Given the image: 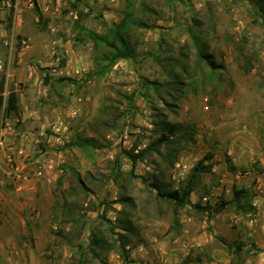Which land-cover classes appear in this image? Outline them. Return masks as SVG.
<instances>
[{
	"label": "rangeland",
	"instance_id": "obj_1",
	"mask_svg": "<svg viewBox=\"0 0 264 264\" xmlns=\"http://www.w3.org/2000/svg\"><path fill=\"white\" fill-rule=\"evenodd\" d=\"M0 64V264H264V0H0Z\"/></svg>",
	"mask_w": 264,
	"mask_h": 264
},
{
	"label": "trees",
	"instance_id": "obj_2",
	"mask_svg": "<svg viewBox=\"0 0 264 264\" xmlns=\"http://www.w3.org/2000/svg\"><path fill=\"white\" fill-rule=\"evenodd\" d=\"M12 3L15 2V0H10ZM116 35L118 39L121 41L122 48H118L114 42H111L108 40L106 36H102L96 33H91V37L95 41H103L105 42L109 47L114 49L113 55L110 57V64L111 66L114 65L117 61L121 59H130L132 58V51L129 46V43H127L122 34L120 32H116ZM5 85H6V80L4 77L0 78V105H4V117L10 116V115H18L19 112V98L18 95L15 91H10L8 94V97L5 99L4 98V93H5ZM169 139L165 136H163L159 141L161 142H166ZM158 141V142H159ZM80 144H83V142H80ZM129 157L131 158L132 162L135 164L138 159L141 158L140 153L134 154V153H128ZM211 170V166L204 165V162L201 161L194 169L195 173L199 171H209ZM192 180L189 181V184L186 186L185 190L182 193V196L180 197V192H175L173 194H170V197L173 198L179 206L184 205V201L191 195L193 192V186H192ZM236 196L239 197L241 194L246 193V191H241V192H235Z\"/></svg>",
	"mask_w": 264,
	"mask_h": 264
},
{
	"label": "crops",
	"instance_id": "obj_3",
	"mask_svg": "<svg viewBox=\"0 0 264 264\" xmlns=\"http://www.w3.org/2000/svg\"><path fill=\"white\" fill-rule=\"evenodd\" d=\"M21 102H23V100H21ZM33 139L34 140V137H33V134H31V133H29V134H24L23 135V139ZM52 138H54L53 136H51V139ZM7 141V139H5V142ZM23 141L24 140H22V143H23ZM5 142H3L1 139H0V144L2 145L1 146V150H2V152H3V150H5ZM15 147H18V146H15ZM19 153H20V155H24L26 152H27V150H25L23 147H21V146H19ZM21 191H30V192H35V191H37V189H38V185H37V183L36 182H34V181H32V182H28V183H25V184H23V185H21L20 186V188H19ZM39 203V205L41 204L42 206L44 205L42 202H38ZM43 233V232H42ZM42 233L40 234V233H38V235H37V237H38V239H39V241L41 242V240H42V238H43V235H42ZM36 248H37V250H36ZM30 249H23L22 250V256H21V258L22 259H16L17 257H12L11 258V260H12V262H14V263H18V262H20L21 264H28L29 262H28V257H26L25 256V253L28 251V252H30L29 251ZM32 250H35V251H37V252H39L40 250H41V248H40V245H37L36 247H35V249H32ZM35 251H33V253H36ZM31 259H32V261H33V257L31 256L30 257ZM30 259V260H31ZM14 260V261H13Z\"/></svg>",
	"mask_w": 264,
	"mask_h": 264
},
{
	"label": "built area",
	"instance_id": "obj_4",
	"mask_svg": "<svg viewBox=\"0 0 264 264\" xmlns=\"http://www.w3.org/2000/svg\"><path fill=\"white\" fill-rule=\"evenodd\" d=\"M2 67V64H0V68ZM73 115H76V112H73ZM205 200H207V198H205ZM16 250H14L13 252H12V254H18V252L16 251ZM11 259V256H9V260Z\"/></svg>",
	"mask_w": 264,
	"mask_h": 264
}]
</instances>
